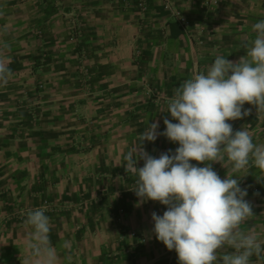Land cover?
Returning a JSON list of instances; mask_svg holds the SVG:
<instances>
[{"label":"crops","instance_id":"crops-1","mask_svg":"<svg viewBox=\"0 0 264 264\" xmlns=\"http://www.w3.org/2000/svg\"><path fill=\"white\" fill-rule=\"evenodd\" d=\"M147 1L144 13L123 0H0V60L11 69L0 86V251H29L33 229L13 224L27 218L20 204L46 210L57 264H179L152 231V213L167 206L137 205L124 156L150 123L162 132L164 117L176 122L161 95L173 97L217 56L250 59L264 0ZM229 123L264 146V118ZM143 147L158 157L178 143L159 135ZM222 155L208 163L224 179L233 164ZM238 174L254 213L240 229L264 246V170L250 160ZM250 264H264V253Z\"/></svg>","mask_w":264,"mask_h":264},{"label":"clouds","instance_id":"clouds-1","mask_svg":"<svg viewBox=\"0 0 264 264\" xmlns=\"http://www.w3.org/2000/svg\"><path fill=\"white\" fill-rule=\"evenodd\" d=\"M253 30L257 35L247 52L250 59L233 62L217 56L206 74L185 80L163 110L176 122L164 117L162 132L159 121L150 123L139 137L140 146L124 156L126 170L137 176L131 187L139 198L137 205L153 200L167 206L162 215L152 213V231L168 250H175L179 264H250L253 255L264 253L257 236L240 229L254 213L245 199L247 189L240 186L247 174H238L250 160L264 170V146L254 144L245 129L234 132L229 123L250 114L246 102L264 109V20ZM10 74L0 60V86L7 84ZM159 135L178 143L174 152L169 149L156 157L144 149L145 140L154 142ZM223 153L233 164V175L224 179L208 163L220 162ZM141 159L143 166L137 167ZM45 211L28 210L26 223L33 230L26 247L35 264H57ZM225 248L234 251L224 252Z\"/></svg>","mask_w":264,"mask_h":264},{"label":"rangeland","instance_id":"rangeland-1","mask_svg":"<svg viewBox=\"0 0 264 264\" xmlns=\"http://www.w3.org/2000/svg\"><path fill=\"white\" fill-rule=\"evenodd\" d=\"M155 94H157V92ZM167 97L168 96H166V98H165V95H161L160 99L169 100L170 98H167ZM15 208H17L22 213L23 212L27 213V209L24 206L21 208L20 204H18ZM119 209H120L119 210L120 220H122L123 215L125 213V212L123 213V211H125V210H124V208H119ZM64 210L65 209H63V211L60 213L65 212ZM57 213H59V211ZM26 219L27 218L17 219L16 221H14L13 224L15 226H20V227H31L29 224L26 223ZM4 221L9 222V219L5 218ZM140 238H142V237L140 236ZM139 240L142 241L143 239H139ZM0 264H35V260L32 259V255L29 251L16 250L13 247L12 243L11 244L8 243L5 247V249L0 251Z\"/></svg>","mask_w":264,"mask_h":264},{"label":"built area","instance_id":"built-area-1","mask_svg":"<svg viewBox=\"0 0 264 264\" xmlns=\"http://www.w3.org/2000/svg\"><path fill=\"white\" fill-rule=\"evenodd\" d=\"M164 1L166 2L167 6L170 5L169 0H164ZM123 2L128 6H131V5L137 6L140 9V11H142L144 13L146 11H148V9H149V4H148L147 0H123ZM177 17L183 24H185V25L189 24V21L186 19V17L181 16V15H178ZM138 54H140V51H138ZM34 105H35V102H27V105L25 106V110H27L28 107H31ZM245 105L247 108L251 109V111H250L251 113L264 118V109H257L256 106L250 105L247 102L245 103ZM29 113L32 114L31 111Z\"/></svg>","mask_w":264,"mask_h":264}]
</instances>
